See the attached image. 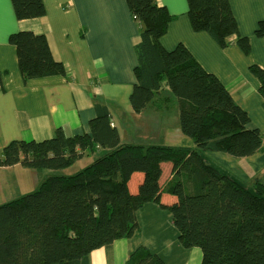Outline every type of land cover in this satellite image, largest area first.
Returning <instances> with one entry per match:
<instances>
[{"label":"trees","instance_id":"16d2710c","mask_svg":"<svg viewBox=\"0 0 264 264\" xmlns=\"http://www.w3.org/2000/svg\"><path fill=\"white\" fill-rule=\"evenodd\" d=\"M140 25L134 44L136 83L129 96L140 113L162 89L177 100L179 129L196 149L124 145L110 124L108 107L94 102L89 132L67 137L58 128L43 141H11L2 149L0 168L20 165L39 173L53 170L38 190L0 205V264H89L90 254L116 240L131 239L138 231L136 212L156 203L170 212L178 239L201 252L200 264H264V176L243 186L204 161V151H222L232 158L256 154L261 147L258 129H248V114L212 74L206 72L183 46L166 51L160 38L172 19L157 0H125ZM195 32H206L221 47L231 38L243 54L248 39L239 35L228 0H186ZM16 19L45 15L42 0H11ZM256 35H264L261 23ZM24 84L28 80L62 76L65 70L52 57L44 35L29 31L10 34ZM264 102V67L252 65ZM1 82V75H0ZM264 105V104H263ZM99 153V154H98ZM93 163L72 175L60 171L86 155ZM172 164L165 191L175 196L160 202V165ZM56 173H60L56 175ZM134 173L143 180L136 193L128 182ZM196 198L213 205L204 220L189 216ZM124 264H164L138 247Z\"/></svg>","mask_w":264,"mask_h":264},{"label":"crops","instance_id":"0c3cea01","mask_svg":"<svg viewBox=\"0 0 264 264\" xmlns=\"http://www.w3.org/2000/svg\"><path fill=\"white\" fill-rule=\"evenodd\" d=\"M42 2L43 17L18 20L11 0H0V153L11 141L52 138L58 128L67 137L88 133L89 122L95 115L94 102L108 107L121 144L196 149L180 132L177 100L167 88L159 91L140 113L131 108L129 96L136 83L133 70L137 62L133 48L140 25L125 0ZM228 3L239 35L248 39L247 54L237 47L235 38L223 49L208 33L193 31L186 0L156 1L172 17L160 44L166 51L183 45L248 114L247 128L260 131L261 147L252 156L232 158L222 151L202 154L207 164L225 176L251 186L256 178L264 176V102L259 94L260 83L249 70L252 65L264 67V35H256L259 25L264 24V0ZM18 31L44 35L52 57L63 65L65 77L37 78L24 84L16 49L8 43L10 34ZM99 96L106 100H98ZM127 131L132 141L126 140ZM160 168V202L170 205L176 198L165 187L172 177V164L164 162ZM13 175L20 184V165L0 168L3 182L11 183ZM142 180L141 173L131 176L130 193H136ZM212 205L208 198H196L189 207V216L204 220ZM202 206L207 207L205 212ZM136 220L138 231L133 238L116 240L93 251L89 264H124L138 247L158 256L164 264H200V250L181 245L170 212L156 203H147L136 212Z\"/></svg>","mask_w":264,"mask_h":264},{"label":"rangeland","instance_id":"374dc122","mask_svg":"<svg viewBox=\"0 0 264 264\" xmlns=\"http://www.w3.org/2000/svg\"><path fill=\"white\" fill-rule=\"evenodd\" d=\"M133 51H134V48H133ZM93 78H95V77H93ZM126 79H127V77L125 74V81H126ZM98 100H101L102 102H104V100H106V97L105 96H99ZM43 140H38V141H43ZM126 140L132 141V137H131V134L129 131H127V133H126ZM134 143H137V142H134ZM133 145H136V144H133ZM1 156H2V153H0V157ZM92 156L93 155H86V156H84L83 159L77 161L72 166H69L68 168H66L65 170H62L60 172L62 174H65V175H68V174L72 175L74 173H77V172L81 171L82 169H84L86 166L93 163V159L95 161L98 154L96 155L95 158ZM52 174H53V170H44L39 175V173L35 170L23 169L20 167V184H18L19 178L17 179L16 175H13L12 177H10L9 180L11 183H5L2 180H0V205L3 203L9 202L11 200L17 199L18 197H21V196L26 195L28 193L35 192L36 190H38L39 183H41L43 180H45L47 177H49ZM59 174H56V175H59ZM202 207H203V211L205 212L207 210V207L206 206H202ZM164 232L168 233L166 231H164Z\"/></svg>","mask_w":264,"mask_h":264},{"label":"built area","instance_id":"2783aa9c","mask_svg":"<svg viewBox=\"0 0 264 264\" xmlns=\"http://www.w3.org/2000/svg\"><path fill=\"white\" fill-rule=\"evenodd\" d=\"M110 124H111V126H113V121H112V118H111V114H110Z\"/></svg>","mask_w":264,"mask_h":264}]
</instances>
